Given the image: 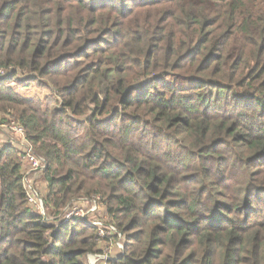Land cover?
<instances>
[{"label": "trees", "instance_id": "1", "mask_svg": "<svg viewBox=\"0 0 264 264\" xmlns=\"http://www.w3.org/2000/svg\"><path fill=\"white\" fill-rule=\"evenodd\" d=\"M0 70V126L46 162L43 215L0 148V264H87V201L109 264H264V0H0Z\"/></svg>", "mask_w": 264, "mask_h": 264}, {"label": "rangeland", "instance_id": "2", "mask_svg": "<svg viewBox=\"0 0 264 264\" xmlns=\"http://www.w3.org/2000/svg\"><path fill=\"white\" fill-rule=\"evenodd\" d=\"M3 71V70H0ZM2 74V73H0ZM14 91L19 93L21 96L25 98H41L45 99L49 92L46 90L40 89L36 84H31V86H27V84H11ZM16 124V123H15ZM18 125V124H17ZM9 125L0 126V148L6 143L11 142L12 144H15L18 146L19 149L22 150V145L25 146V141L15 135V133L8 128ZM34 151V150H33ZM35 154V153H34ZM38 157V156H37ZM40 158V157H38ZM42 159V158H40ZM23 169L26 173H29V180L27 181L26 185H29L32 187L33 190H36L39 193V198L45 194L46 189L42 187L43 185V175L39 172H34L31 169L30 164L24 160V166ZM46 185V184H45ZM41 194V195H40ZM42 199V198H41ZM43 200V199H42ZM74 207H78L77 209H84L85 215L88 216V222H93L94 224H100V226H97V229H99V237H100V243L98 250L100 251V254L93 255L87 259V264H109V261H111L114 258H117L119 254H122L123 246H124V238L122 235L118 237H114L112 234H108L109 232V225L106 226L108 231H106V228L101 232L102 225L109 224L110 219L106 215L105 209L101 206L100 203L96 202L94 205V202H82L74 204L73 206L66 209L65 213ZM45 214V210H44ZM78 219V218H74ZM83 224L87 225L82 221ZM105 223V224H104ZM94 227V226H93ZM102 235H105L103 238ZM101 239H105L103 242H101Z\"/></svg>", "mask_w": 264, "mask_h": 264}, {"label": "built area", "instance_id": "3", "mask_svg": "<svg viewBox=\"0 0 264 264\" xmlns=\"http://www.w3.org/2000/svg\"><path fill=\"white\" fill-rule=\"evenodd\" d=\"M0 73H4L3 71H0ZM9 129H11L15 135L21 137L24 141H25V146L22 145V151L24 153L23 155V160L27 161L30 166L32 171L34 172H39V171H43L46 169V162L43 159L38 158L33 151V147L27 142L26 139V133L24 131V129L20 126L17 125L15 123H12L11 125L8 126ZM21 150V149H20ZM27 192H28V196H29V202L30 204L39 212H41L44 215V203L43 200L41 198H39V193L36 190H33L32 187H30L29 185H27ZM78 207H74L72 209H69L64 217H63V221L65 223H69L70 221L74 220V218H78L81 219L84 223L87 224V226L89 227H95L97 228V226H100V224H94L93 222H88V216L85 215L84 209L80 208L77 209ZM106 227H102L101 232L105 229ZM106 231H108V229L106 228ZM113 231L115 232V230L113 229ZM112 231V232H113ZM100 233V231H99ZM105 235H102L101 237H103ZM105 238V237H103Z\"/></svg>", "mask_w": 264, "mask_h": 264}, {"label": "crops", "instance_id": "4", "mask_svg": "<svg viewBox=\"0 0 264 264\" xmlns=\"http://www.w3.org/2000/svg\"><path fill=\"white\" fill-rule=\"evenodd\" d=\"M42 187L44 188V189H46V185H45V183L43 182V185H42Z\"/></svg>", "mask_w": 264, "mask_h": 264}]
</instances>
